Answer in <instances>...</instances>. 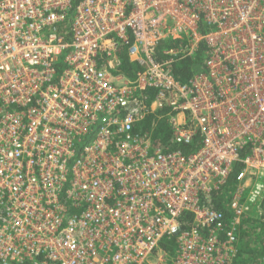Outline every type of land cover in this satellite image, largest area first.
Here are the masks:
<instances>
[{
	"label": "built area",
	"instance_id": "obj_1",
	"mask_svg": "<svg viewBox=\"0 0 264 264\" xmlns=\"http://www.w3.org/2000/svg\"><path fill=\"white\" fill-rule=\"evenodd\" d=\"M200 47L181 81L173 64ZM162 118L201 147L155 148L145 122ZM251 200L264 0H0V264H235Z\"/></svg>",
	"mask_w": 264,
	"mask_h": 264
},
{
	"label": "trees",
	"instance_id": "obj_2",
	"mask_svg": "<svg viewBox=\"0 0 264 264\" xmlns=\"http://www.w3.org/2000/svg\"><path fill=\"white\" fill-rule=\"evenodd\" d=\"M168 43H163L160 45V49L163 50L168 48ZM126 49L123 48L121 50V59L122 65L119 68L120 73H124L132 77L135 74V70L137 66L135 64L129 63L127 59ZM205 49L204 47H200L196 54L193 57H187L183 59L181 62H175L173 64V70L176 76L181 81H188L191 76L197 74L201 71L203 66V56ZM154 120L148 119L145 122V132L149 133L152 139L153 146L155 148H160L163 151H182L185 155H190L196 152L201 147V140L196 138L189 145H178L173 144L171 142L172 132L165 118H162L156 121V125H153ZM235 177L236 173H233L229 178L225 190H230V188L234 189L235 187ZM224 190V191H225ZM213 204L217 209L226 212V206L223 203V199L225 201L226 198L223 195H215ZM248 210L251 209V212H255V209L264 208V200L258 203H248ZM258 214V213H257ZM246 216L244 225L241 229V234L239 236L240 240L237 245V256L235 258V264H250L256 261L262 253V249L256 253L257 248L259 247V241L264 236V222L260 220L258 217H250ZM193 222L192 215H183L181 219V228L182 231H187L190 229ZM249 225V227L247 226ZM257 229L260 230V235L257 234ZM256 232L258 240H251V236L253 232ZM177 247V243L175 239H167L163 242V249L169 252L170 255H174L175 249Z\"/></svg>",
	"mask_w": 264,
	"mask_h": 264
},
{
	"label": "rangeland",
	"instance_id": "obj_3",
	"mask_svg": "<svg viewBox=\"0 0 264 264\" xmlns=\"http://www.w3.org/2000/svg\"><path fill=\"white\" fill-rule=\"evenodd\" d=\"M232 190V188H230V190H225V192H224V195H225V197H227V195H229V193H230V191ZM252 201L253 200H251L250 202L252 203ZM259 202V200H256L255 202H253V203H258ZM252 203V204H253ZM258 213V214H257ZM247 215H249V217L248 218H250V217H258V218H260V220L262 221V222H264V208H262V209H258V210H256L255 209V212H251V209H249V211L247 212ZM246 219V218H245ZM248 227H249V225H247ZM260 230H258L257 229V234L258 235H260ZM251 240H258L257 239V235H256V232H255V230H254V232H253V235L251 236ZM259 241V247L257 248V250H256V253H258V251H260L261 249H262V246H263V243H264V236H262V239L261 240H258ZM258 260V259H257ZM256 260V261H257ZM255 262V261H254Z\"/></svg>",
	"mask_w": 264,
	"mask_h": 264
}]
</instances>
